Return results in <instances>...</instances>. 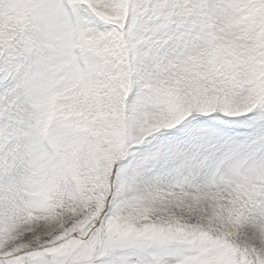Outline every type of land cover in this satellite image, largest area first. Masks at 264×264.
<instances>
[{
    "label": "snow or ice",
    "instance_id": "snow-or-ice-1",
    "mask_svg": "<svg viewBox=\"0 0 264 264\" xmlns=\"http://www.w3.org/2000/svg\"><path fill=\"white\" fill-rule=\"evenodd\" d=\"M0 264H264V0H0Z\"/></svg>",
    "mask_w": 264,
    "mask_h": 264
}]
</instances>
